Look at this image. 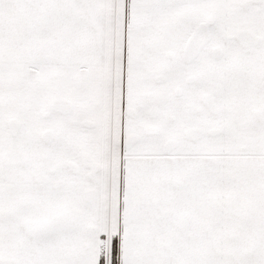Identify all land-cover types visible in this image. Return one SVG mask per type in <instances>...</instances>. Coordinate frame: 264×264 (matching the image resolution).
Returning a JSON list of instances; mask_svg holds the SVG:
<instances>
[{
    "label": "snow or ice",
    "instance_id": "6c2138e0",
    "mask_svg": "<svg viewBox=\"0 0 264 264\" xmlns=\"http://www.w3.org/2000/svg\"><path fill=\"white\" fill-rule=\"evenodd\" d=\"M0 264H264V0H0Z\"/></svg>",
    "mask_w": 264,
    "mask_h": 264
}]
</instances>
